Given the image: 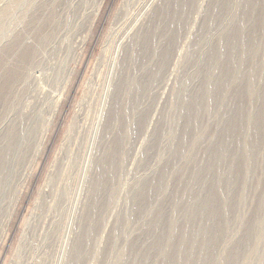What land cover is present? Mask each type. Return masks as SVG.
Listing matches in <instances>:
<instances>
[{
    "label": "rangeland",
    "instance_id": "1",
    "mask_svg": "<svg viewBox=\"0 0 264 264\" xmlns=\"http://www.w3.org/2000/svg\"><path fill=\"white\" fill-rule=\"evenodd\" d=\"M229 1L233 4L225 10L223 3L227 0H0V136L4 137L19 115H25L32 129V141L26 143L12 183L0 198V264H131L133 252L142 253L154 246L151 242L159 243L157 237L150 241L146 238L149 228L157 223L164 228L157 229L161 232L157 236L167 240L166 254L156 253L142 264H165L164 256L177 249L183 230L182 214L187 211V203L175 200L173 195L191 161H174L171 149L184 129H192L187 102L202 88L210 70L206 61L222 31L231 27L228 37L233 34L234 17L242 16L248 4L251 6L244 10L248 25L245 40L257 50L248 52L237 81L225 93L226 100L235 95L239 101L235 115L222 117V96L215 93L211 107L199 115L205 127L201 131L206 132H200L198 136L203 139L194 144L188 157L199 159L212 136L228 133L240 135L245 145L262 151L256 165L245 153L248 145L234 152L235 169L242 182L238 180L240 187L236 189V215L225 237L221 236L220 221L208 230L221 244L217 263L227 264L235 261V249L244 247L238 242L248 239L245 231L254 228L253 244L247 247L249 250L240 251V263L264 264V126L251 122V116L261 118L259 113L264 109L260 107L264 92V7L253 8L254 0H247V5L243 0ZM182 12V20H175L170 36L164 40H172V47L167 44L172 49L168 67L151 81L145 76L156 64L157 55L150 48L157 39L156 23ZM212 16L215 19L209 18ZM255 32L261 36L253 46ZM144 58L150 61V67L153 65L146 71L141 69ZM216 72H211L215 78ZM133 76L138 85L129 83ZM136 91L139 104L132 110ZM121 133L124 136L120 139ZM42 136L41 151L35 155L36 142ZM110 166L115 171L109 195L104 187L110 178L104 180V187H98L96 181ZM246 169L247 176L240 173ZM164 172L167 186L159 196L144 199L136 195L138 189L148 187L146 183ZM172 212L180 214L174 218H178L175 231L169 233L166 227L173 220ZM157 216L160 219L156 222ZM255 217L257 228L251 224ZM86 223L92 227L89 242L84 237ZM79 243L82 253L79 262H74L71 252ZM230 251L233 256L228 260Z\"/></svg>",
    "mask_w": 264,
    "mask_h": 264
},
{
    "label": "bare ground",
    "instance_id": "2",
    "mask_svg": "<svg viewBox=\"0 0 264 264\" xmlns=\"http://www.w3.org/2000/svg\"><path fill=\"white\" fill-rule=\"evenodd\" d=\"M227 1L228 2L223 3L225 10L226 9L228 10V8L230 9L231 8L230 6H232V4H233V3L231 4V2L229 0H227ZM243 1L245 2L244 4L247 5L250 0L249 1L243 0ZM246 1H247V3H246ZM252 2H253V0H252ZM236 3L238 4V2H236ZM234 5L236 6V4H234ZM242 5H243V3H242ZM252 5H254L253 8H255V6H256V8H257V6H263L264 7V0H254V4H252ZM239 6H240V4H239ZM249 6H251V5H249ZM242 7H244V5ZM245 8H244V10H245ZM244 10H242L243 11V13H242L243 15L242 16L239 15L238 17H236V16L234 17V21H233L232 25L234 24L235 26H234V29H233V34L230 37H228V34L231 31V29H232L231 27L229 29L227 28L228 29L227 31H226V29L224 31H222L223 32L222 34L220 33L221 34V36H220L221 39L218 42V44H216L217 46L214 48V50L210 54L208 60L206 61L208 63V67L207 68L210 69L209 70L210 73H209V71H208V75H206L207 73L206 74L204 73L206 76H205L203 85L201 83L202 88L200 89V91L195 89L198 92L197 91H196V93L194 92L195 93L194 95L191 94L192 96H190L191 97L190 99L186 98V97H182V98H185V99H189L188 102L187 101L186 102L189 104V106L191 108L192 116H191L190 119L188 117H187L188 119L187 118L186 119L189 120V125L191 126L192 129H184L183 132H182V128H181V130L179 132H182V133H180V134H182V136L180 135L178 140H176V139L174 140L173 139L174 140V144L172 146L171 153H172V157L174 158V161L175 160L177 161L178 159H181V161H182L183 158L184 159L186 158V161L187 160L188 161L191 160L190 163L187 162L189 164L187 166H185L186 168L184 167L185 168L184 169L185 172H182V173H184L185 175L181 174L182 177H181V179L179 181V186L176 187L177 189L175 190L176 191L175 194L177 196L173 195L175 200L176 199L177 200L181 199V201H180L181 203H182V201H185V203H187V205L185 207L187 211H184L183 212L184 214H182L183 218H185V219L183 220L184 221L183 224H182V229L183 230H182V233H180V239L178 241L179 242L178 243V247H177V249H174V251H175V252L173 251L174 253L172 252V253H169L168 255L164 256L165 264H218L217 263V262H219L217 260L218 252H219L218 251V247L221 244H218V239L219 238H217L215 236V234L211 235L210 233H212V232L209 233V231H212V230H208V227L209 226H211V227L213 226L215 228V224L217 226V223H219V221L222 222V226L220 225L221 223L218 226H221L220 228L222 229V233H221L222 235L221 236L225 237V234L229 231V228H231L230 225H232L233 218L236 215L237 200H238V198L236 197V194H237L236 191L240 187V186L239 187L237 186V184L239 183L238 180L240 181V179H238V175H239L238 173L239 172L235 169L236 164H237V161H236V158H235L236 156H234L233 154H234L235 151L237 152V149H240L241 146H244V148H245L248 144L245 145L246 143L242 142L243 139L241 138L240 135L229 136V133H228V135H225L223 133L225 135V137H224V135H223V137L222 136L220 137L219 135H222V134L219 133V135H218L219 137H216L215 135H214L215 137H213V136H212V138L210 137L211 139H210V141H208L209 145H208V147L206 146L207 150H205L206 152L204 151V154H202V157L199 156V159H196V158L195 159H191V157H188V156L190 155V152H191V149L193 148V146H195L196 143L201 142V140L203 139V138L200 139V137L198 136V135H200V132L204 131V129L201 131V128L203 126L201 125L202 123L199 120V115H200V113L202 111H204V110L207 111V108L211 107L212 102L215 101V99H214L215 98V95H214L215 93L216 94L219 93L220 96H222V98H221L222 101L220 103L221 107H219L220 109L224 110V112L222 114V117L223 118H229L231 115H233V116L235 115L233 113L236 112V108L238 107V102L239 101L237 100V98H235V95H233L234 97L232 95L229 96L230 98L228 97L227 100H226V97L228 95L225 96V93L227 92V90H229L228 88L232 85V83L237 81L238 76L240 74V68L242 69L241 65H242L243 61L245 60V57L248 54V52L251 49L254 50L256 48V47L252 48L251 46H249V44L245 40V37H246V39L248 37V36H245L246 32H247L246 30H247V26L248 25H246L247 24V21H246V14L247 13L244 12ZM248 11H250V9H248ZM254 11H255V9H254ZM255 13H256V11H255ZM212 14L214 15V12ZM182 16H183V12L178 14V15H175L173 19H166V17H164V18H162V20H159V22H157L158 24L155 22L156 23V27H155L156 30L155 29L154 30H155V32H157V39L155 40L156 42L154 41V43H153L154 45L151 46L150 48H153L152 51L154 52V55L155 54L157 55V57H156L157 59H156V62H155L156 64H153L154 66L152 65L154 68H152V66L150 67V61H148V59H145L146 55L144 56L145 58L143 59V61H141V69H143V70L145 69V71H146L147 68L148 69H149V67H150V69L152 68L150 71H148L149 74H147V75L145 74L146 75L145 77H148L149 79L151 78L150 79L151 81L155 80V78H157V77L159 78L160 76H162L163 73H164V70H166L165 68L168 67L167 65L169 64L170 51L172 50V49L171 50L169 49V46L172 47V45L169 42H171L172 40L171 41H169L170 39L167 40L168 43H165L164 40H166L167 37L170 36V31H171L170 28H172L171 26L173 24L175 25V23H174L175 20L178 18V22L180 23V20H182L181 18H183ZM255 17H256V14H255ZM209 18L210 19H215L214 16L209 17ZM263 20H264V17H263V19H261V21L263 22ZM210 21L212 23V20H210ZM248 28H250V27H248ZM209 31H211V29ZM209 31H208V33H209ZM261 31H262V29H261ZM257 32H259V30ZM257 32H255V34L253 36V37H255V38H253L254 39V43L251 42V43L254 44L253 46H255V43H256V40H257L256 39L257 34H258ZM204 34H205V32H204ZM247 34H248V32H247ZM260 36H258V37H260ZM153 37H156V35L153 36ZM171 37H173V36H171ZM258 40L260 41V39H258ZM258 40H257V44H258ZM167 44L168 45L170 44V45L168 46ZM258 49H259V47H258ZM255 50H257V49H255ZM145 51H146V49H145ZM256 53H257V51H256ZM147 54H149V53H147ZM145 61H146V63H145ZM199 68H201V67H199ZM216 71H218V72H216ZM211 72L212 73L213 72L218 73V76L215 78L214 77L215 75H213L214 73L212 74ZM196 74H198V73H196ZM263 75H260V76L262 77ZM196 76H199V75H196ZM135 77L133 76V77L130 78L129 83L131 85L132 84H137L138 85V82H137L138 79H136ZM263 78H261V80ZM136 92H138L137 93L138 95H135V93H134L135 98H132V100L134 99L133 100L134 104L133 105L131 104L132 105L131 106L132 110H134L137 107V105L139 104V97H138L139 96V91H136ZM189 92L190 91H188L187 94L192 93V91L190 93ZM229 92L231 93V91H229ZM263 93L264 92L262 91L261 98H260L262 100V102L259 101L263 105H261L260 107H264V96H263L264 94ZM227 94H228V92H227ZM184 96H185V94H184ZM187 96H189V95H187ZM140 99H141V97H140ZM184 105L186 106V103ZM181 107H182V105H181ZM219 108H218V110H219ZM182 109L184 110L183 107H182ZM241 110H243V108ZM219 112H221V111H219ZM239 114L241 115V112H239ZM253 115H254L253 117L251 116L252 120L250 119L252 124H253V122L254 123H258V126H259V124L261 122V123H263V126H264V118H263L264 117V109H262L261 112L259 113L260 116L262 115L261 118L257 117V116L255 118V114H253ZM19 116H18L17 119H16L17 116L16 117L14 116L15 118H13V119H15V121L12 122V127L10 129L6 130L7 132L3 131V132L6 133V134H4V137L0 136V137H2L0 139V198L1 199H2L1 195L4 194L3 192H5L6 189L9 188L11 183H12V177L14 175V171L16 170L15 169V165H16L17 162H19L18 160L21 157H23L22 156V154L24 152L23 149H25L26 143L28 144L29 143L28 141H32V138L30 137L31 136V130H32L31 127H30L31 124L29 123L28 120L25 119V117H24L25 115L21 116V117H19ZM215 116H216V113H215ZM247 120H249V119H247ZM250 120H249V122H250ZM25 121L26 122L28 121V123L26 124ZM249 122H247L246 124L247 125L251 124ZM186 123H187V121H186ZM222 123H224V122H222ZM239 123H241V122L239 121ZM251 125H250V127H251ZM186 126H188V125H186ZM6 128H8V127H6ZM188 128H190V127L188 126ZM203 128H205V127H203ZM242 130H244V129H242ZM250 130H251V128H250ZM123 132H124V130H123ZM204 132H206V131H204ZM241 133H243V132L241 131ZM43 134H45V133L43 132ZM258 134L260 135V133H258ZM122 135H123V133H121V137L119 136L120 139L122 138ZM262 136H264V135H262ZM205 137H207V136H205ZM255 137H253V138L255 139ZM40 138H41V136H40ZM263 139H264V137H263ZM255 141H257V140H255ZM258 141H260L259 143H261V140H258ZM36 143H37V146H36V148L34 150V154L38 155L40 153V151H41V148H42L43 136H42V139L38 140V142H36ZM259 145H258V148H259ZM247 147H248V149L245 148V149H247V152H245V153H248L246 155H249V158L248 157L247 158L250 159L252 157L251 161L253 162V164L256 165L257 164L256 160H258L257 159L258 155L260 154V152L262 153V151L259 152V151L255 150L254 147H249V145ZM241 150H242V152L244 151L243 149H241ZM32 154H33V152H32ZM191 154H192V152H191ZM224 163H225L226 167H224ZM227 163H228V166H227ZM105 164H106V162H105ZM253 164L251 165V166H253V168L251 169L252 171L255 169ZM249 166H250V162L246 163L245 168L248 169ZM109 168L110 169L104 168L103 171L101 170L102 171L101 173H103V175L101 174L102 177L100 176L101 178L97 179L96 185H98V187H102V186L104 187V185H105V184L103 185L104 180L106 181L108 178H110L108 180L110 182L108 183V185H106L104 187V188H106L109 191L108 194L110 195V192L112 194V188H113L112 187L113 186V180H112L113 178L112 177H113V172L115 170H113L111 168V166ZM166 169L164 168L163 170H165L167 172L168 170H166ZM169 169H171V168H169ZM247 169L245 171H243V172H240V173H244V175L247 176V174L245 173L246 171H247V173H249V170H247ZM210 170H211V172H210ZM252 171H250V172H252ZM166 172L162 173V175L160 177L157 176L158 178H156V179L153 178L154 180L150 178L151 180H153L152 183L148 181L150 184H147L146 182H144V183H146V185H149V186L146 187L145 185H143V187L144 186L146 187L145 189L141 186L142 189H138L139 191H137L136 195L143 196L144 199H146L147 197L152 199L153 197L154 198L157 197V195L159 196V192L160 191H164V189L167 186V180H168L167 178L168 177L166 175ZM210 174H211V176H210ZM241 176H242V174H241ZM103 177H105V179H103ZM239 177H240V175H239ZM111 181H112V184H111ZM209 181H210L211 184H208ZM153 189H154V191H153ZM241 191H243V190H241ZM238 195H239V193H238ZM135 196H134V198H135ZM178 213L179 212H174V213L172 212L171 213L172 215L174 214L173 215L174 217H173V220L171 222H168L169 224H167L166 231L169 232V230H171V229L175 231L176 224H177L176 222L178 221L177 220L178 218L175 219V220H177L176 222H175L174 218L179 216ZM159 219L160 218H158V216H157L155 221L157 222ZM252 220H255L254 223H251V224H254V225H252V227L253 226L255 227V224H256V228H257L258 227V220L256 219V217H255V219H252ZM88 221H90V220H88ZM89 224L86 223V226H85V231H84V237L86 238L85 241H88L87 239H89V237L92 236L90 234V229H92V227ZM260 226L261 225L259 224V227ZM263 226H264V224H263ZM162 227H163V225H162ZM162 227L160 228V223H157V224H153L149 228V230L146 233L147 234L146 235L147 240L150 241V240L154 239V237H157V239H159L158 240L159 243L158 244L156 243L157 244L156 245L154 242L153 243L151 242L150 244H154V246L150 245V246H148V248L146 247V249L142 253L133 252L134 254H132V259L129 260V263H131V264H142V262L147 261L148 258H151L152 256L154 257V254H156V253L157 254L158 253L159 254L162 253V255H164L163 253L166 254V251H167L166 247L168 245L167 244V240L166 241L165 240H161L162 238H159L157 236V233L160 232L157 229H159V230L160 229L161 230L164 229ZM250 227H251V225H250ZM210 229H212V228H210ZM248 229L247 230L249 232L247 230L245 231V232H247L249 234L248 235V239L246 237H244V239L242 238L238 242V245L240 244L241 246H244V247L243 248L237 247L238 246L237 243L234 245V246L237 245L236 247L239 248L238 250L235 249L236 247L234 248L235 251H237L236 252V257L234 256L235 261L233 260L234 264H239L241 262V260H242L241 253L243 252L242 250L243 249L245 250L249 245H251L250 243L252 242L251 241L252 238H253L252 236H255V235H253V234H255L254 233L255 230H253L254 228L251 229L252 231L250 230V228H248ZM180 231L181 230H179V232ZM214 231H218V230H214ZM218 232H216V233H218ZM258 232H260V231H258ZM169 233H167V234H169ZM169 236H170V234H169ZM173 236H174V234H173ZM219 237H220V235H219ZM82 238H79V240L81 241ZM170 239H172V238H170ZM216 239H217V241H216ZM83 242H84V240H83ZM252 244H253V242H252ZM78 245H80V246L76 247L74 249V251L71 252V257H72V260L74 262H77V261L79 262L80 254L82 253V251H81L82 248H80L82 246L81 243H79ZM260 245H261V243H260ZM249 247H251V246H249ZM83 249H84V247H83ZM170 249H171V247H170ZM247 249L249 250V248H247ZM253 249H255V248H253ZM85 250H87V247H86ZM138 250H140V249H138ZM231 250H233V248H231ZM135 251H137V250H135ZM140 251H142V250H140ZM240 251H242V252H240ZM232 252H234V250ZM232 252L230 251L229 256H228L229 257L228 260H230V258L233 256ZM255 253H256V251H255ZM77 258H78V260H77ZM240 258H241V260H240ZM262 258H263V256H262ZM72 260H70V262ZM149 262H150V260H149ZM233 263L232 262L230 263V261H229L227 264H233Z\"/></svg>",
    "mask_w": 264,
    "mask_h": 264
}]
</instances>
